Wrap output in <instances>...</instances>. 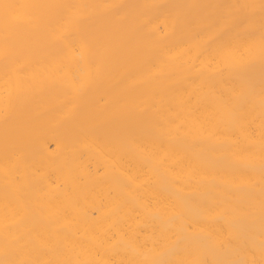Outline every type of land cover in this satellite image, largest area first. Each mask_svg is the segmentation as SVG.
<instances>
[{
	"label": "bare ground",
	"instance_id": "bare-ground-1",
	"mask_svg": "<svg viewBox=\"0 0 264 264\" xmlns=\"http://www.w3.org/2000/svg\"><path fill=\"white\" fill-rule=\"evenodd\" d=\"M0 264H264V0H0Z\"/></svg>",
	"mask_w": 264,
	"mask_h": 264
}]
</instances>
